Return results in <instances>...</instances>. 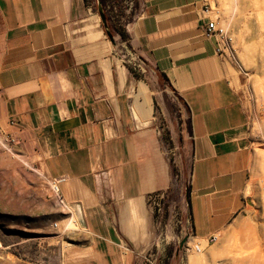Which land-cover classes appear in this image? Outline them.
I'll return each mask as SVG.
<instances>
[{"label":"crops","instance_id":"0c3cea01","mask_svg":"<svg viewBox=\"0 0 264 264\" xmlns=\"http://www.w3.org/2000/svg\"><path fill=\"white\" fill-rule=\"evenodd\" d=\"M136 1L127 39L111 31L112 41L89 0H0V129L29 141L35 170L59 181L80 227L64 264H135L157 244L149 198L173 184L158 119L191 152L196 238L221 233L247 203L248 115L235 66L205 34L209 0ZM130 56L169 100L157 102Z\"/></svg>","mask_w":264,"mask_h":264},{"label":"rangeland","instance_id":"374dc122","mask_svg":"<svg viewBox=\"0 0 264 264\" xmlns=\"http://www.w3.org/2000/svg\"><path fill=\"white\" fill-rule=\"evenodd\" d=\"M89 4L96 12L103 7L113 35L125 30L137 10L136 0H89ZM209 5L214 19L229 26L241 65L229 59L236 68L237 88L248 115L247 203L217 233L216 242L207 246V239L196 238L187 197L191 152L187 149L182 157L177 141L170 139L167 121L158 119L173 184L152 208L157 244L149 252L137 253L135 264L198 262L202 254L193 250L197 243L207 246L203 251L205 264H264V0H209ZM132 58L127 57L132 71L155 88L157 102L169 100L166 82L143 71V63ZM173 105L170 102L171 110L177 109ZM0 138V264H64L63 250L79 242L80 227L64 229L61 223L74 215L53 192V180L35 170L39 163L30 142L1 129ZM184 239L187 242L181 248Z\"/></svg>","mask_w":264,"mask_h":264},{"label":"built area","instance_id":"2783aa9c","mask_svg":"<svg viewBox=\"0 0 264 264\" xmlns=\"http://www.w3.org/2000/svg\"><path fill=\"white\" fill-rule=\"evenodd\" d=\"M205 34L207 37H216L218 39V43H219L218 51L221 55H224L227 59L236 61L235 57L232 55V53H235V49L233 46L234 44L233 36L227 29H225L224 26L220 25L217 19L211 20L207 24V26L205 27ZM54 184L57 185L58 187L57 189L59 191V186H58L59 181H54ZM163 196H164V193L151 195L149 198L150 207L152 208L155 207V205L157 204V201L160 200V198ZM58 198L60 202L64 204L61 197L59 196ZM218 235L219 234H214L207 238L208 246L211 243H214L217 241V238L219 237ZM202 251H204V249L201 248L199 245L195 246L196 253H201Z\"/></svg>","mask_w":264,"mask_h":264},{"label":"bare ground","instance_id":"6f19581e","mask_svg":"<svg viewBox=\"0 0 264 264\" xmlns=\"http://www.w3.org/2000/svg\"><path fill=\"white\" fill-rule=\"evenodd\" d=\"M220 25H221V24H220ZM222 26H224L225 29H227V30L231 33V30L229 29V26H225V25H222ZM231 34H232V33H231ZM232 36H233V35H232ZM233 40H234V37H233ZM232 55L235 57V59H236L238 65H240V62L238 61L237 56H236V52H235V53H232ZM240 66H241V65H240ZM242 70H243V68H242ZM244 70H245V69H244ZM0 140L2 141L1 138H0ZM3 143H4V142H3ZM4 145H5V143H4ZM14 155H15V156H18V155H16L15 153H14ZM25 163H27V162H25ZM27 164H28V163H27ZM51 187H52L53 192L56 194V196L59 197L60 195H59V191H58V189H57L58 187H57V185L54 184V181L52 182ZM61 199H62V198H61ZM62 200H63V199H62ZM63 202H64V200H63ZM65 207H66V208H69V205L66 204ZM68 210H69V209H68ZM76 225H77V224L74 222L73 219H68L67 221L61 223V226H63L64 229H72L73 226L75 227ZM56 226H57V224H56ZM217 240H218V238H217ZM203 242H205V241H203ZM196 245H199V246H200L201 248H203L204 250H205L206 247L208 246V244H207V246H204L205 243H204V245H202L201 243H197V244L193 245V246H194V247H193V250H195V246H196ZM198 254H199V255L202 254V256H200V257H201L200 260H199L198 262L191 261V264H192V262H193V263H196V264H205L203 251H202L201 253H198ZM196 256H197V255H196ZM197 257H199V256H197ZM191 260H192V258H191ZM197 260H198V259H197Z\"/></svg>","mask_w":264,"mask_h":264},{"label":"water","instance_id":"95a60500","mask_svg":"<svg viewBox=\"0 0 264 264\" xmlns=\"http://www.w3.org/2000/svg\"><path fill=\"white\" fill-rule=\"evenodd\" d=\"M98 11H99V14H100L101 20H102V22H103V24H104V26H105V28H106V31H107L109 37L111 38V40L113 41L114 38H113V35H112L111 31H110V27H109V25H108V19H107L106 13H105V11H104V9H103V7H102L101 5L99 6ZM188 196H189V191H188V193H187V197H188ZM186 242H187L186 239H184V240L182 241V243H181V248L185 246Z\"/></svg>","mask_w":264,"mask_h":264},{"label":"trees","instance_id":"16d2710c","mask_svg":"<svg viewBox=\"0 0 264 264\" xmlns=\"http://www.w3.org/2000/svg\"><path fill=\"white\" fill-rule=\"evenodd\" d=\"M120 35L122 36V39H124V40L127 39V35H126L125 31L120 32Z\"/></svg>","mask_w":264,"mask_h":264}]
</instances>
